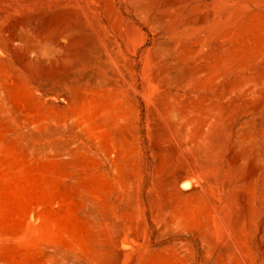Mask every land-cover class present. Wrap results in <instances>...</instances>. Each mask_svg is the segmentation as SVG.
<instances>
[{
  "label": "rangeland",
  "instance_id": "374dc122",
  "mask_svg": "<svg viewBox=\"0 0 264 264\" xmlns=\"http://www.w3.org/2000/svg\"><path fill=\"white\" fill-rule=\"evenodd\" d=\"M102 1L0 0V264H264V0Z\"/></svg>",
  "mask_w": 264,
  "mask_h": 264
},
{
  "label": "bare ground",
  "instance_id": "6f19581e",
  "mask_svg": "<svg viewBox=\"0 0 264 264\" xmlns=\"http://www.w3.org/2000/svg\"><path fill=\"white\" fill-rule=\"evenodd\" d=\"M110 1H111V0H110ZM134 1H136V0H134ZM137 1H138V0H137ZM137 1H136V2H137ZM163 1H164V0H163ZM177 1H178V0H177ZM101 2H103V1L101 0ZM108 2H109V1H108ZM131 2H133V1L131 0ZM131 2H130V3H131ZM159 2H160V1H159ZM159 2H158V3H159ZM175 2H176V0H175ZM138 3H139V2H138ZM138 3L136 4V3L134 2L133 4H136V6H138ZM156 3H157V1H156ZM162 3H163V2H162ZM172 3H173V2H172ZM172 3H171V4H172ZM177 3H178V2H177ZM147 4H148V3H147ZM143 5H145V3H144ZM164 5L166 6L167 4H164ZM173 5H174V4H173ZM111 6H112V5H111ZM134 6H135V5H134ZM141 6H142V5H141ZM112 7H113V6H112ZM138 7H139V6H138ZM163 7H164V6H163ZM163 7H162V8H163ZM137 9H138V8H137ZM137 9H135V10L137 11ZM179 9H181L180 6H179ZM179 9H177V10H178V12L180 13V10H179ZM163 10H164V9H163ZM111 11H112V10H111ZM161 11H162V10H161ZM136 13H137V12H136ZM136 13H135V15H136ZM157 13H159V12H156V16H159L161 12L159 13V15H157ZM163 13H164V12H163ZM166 13H167V15H168V12H167V11H166ZM177 15H178V14H177ZM113 16H114V15H113ZM156 16H155V17H156ZM163 16H164V15H163ZM170 16H171V15H170ZM172 16H175V15H172ZM153 17H154V16H153ZM167 17H168V16H167ZM167 17L165 16V18H167ZM175 17H176V16H175ZM112 18H113V17H112ZM119 18H120V17H119ZM169 18H172V17H169ZM153 19H154V18H153ZM156 19H157V18H155L154 20L156 21ZM158 19H159V18H158ZM160 19H162V18H160ZM168 20H169V19H168ZM172 20H173V19H172ZM161 21L163 22L164 19H162ZM162 22H161V23H162ZM166 22L168 23L167 20H166ZM201 22H202V21H201ZM155 23H156V22H155ZM159 23H160V22H159ZM159 23H158V25H159ZM117 24H118V25L116 26V28L119 26V23H117ZM146 25H147V24H145V26H146ZM143 27H144V26H143ZM118 28H119V27H118ZM153 28H154V27H153ZM158 28H159V26H158ZM177 38L179 39L180 37H177ZM95 40H96V39H95ZM95 40H94V41H95ZM109 40H110V39H109ZM96 41H97V40H96ZM96 41H95V42H96ZM111 41H112V40H111ZM111 41H110V42H111ZM170 42H171V41H170ZM175 42H177V41H175ZM175 42H174V40H172V42H171L172 45H173V43H175ZM106 43H107V42H106ZM108 43H109V42H108ZM112 43H113V42H112ZM112 43H109V44L111 45ZM168 43H169V42H168ZM196 43H197V42H196ZM216 43H217V42H216ZM216 43H215L214 45H216ZM179 44H180V43H179ZM106 45H107V48H108V44H106ZM110 45H109V46H110ZM112 45H113V44H112ZM214 45H213V47H215ZM217 45H218V43H217ZM0 46H4V44H3V42H2L1 40H0ZM101 46H102V45H101ZM161 46H163V45H161ZM174 46H175V44H174ZM186 46H187V44H186ZM189 46H190V47H189V49H190V48H191V45L189 44ZM7 47H8V46H7ZM97 47H99V45H98ZM166 47H167V46H166ZM216 47H217V46H216ZM0 48H1V47H0ZM88 48H89V50L87 51V54H88L90 51L92 52V50H95V49H96V45L94 44V42L89 43ZM99 48L101 49V47H99ZM115 48H116V47H115ZM170 48H171V47H170ZM183 48H184V47H183ZM157 49H158V48H157ZM157 49H156V50H157ZM162 49H163V48H162ZM172 49H173V46H172ZM185 49H186V48H185ZM189 49H188V50H189ZM191 49H192V48H191ZM191 49H190V50H191ZM196 49H197V48H196ZM196 49H195V50H196ZM197 50H198V49H197ZM96 51H97V50H96ZM106 51H107V50H106ZM157 51H159V50H157ZM163 51H164V50H163ZM185 51H186V50H185ZM98 52H99V50H98ZM101 52H102V51H101ZM110 52H111V51H110ZM164 52H165V51H164ZM167 52H168V51L166 50V53H167ZM171 52H172V51L170 50V53H171ZM117 53H118V52H117ZM117 53H116V54H117ZM166 53H165V54H166ZM168 53H169V52H168ZM179 53H180V51H179ZM192 53H193V52H192ZM85 54H86V53H85ZM87 54H86V55H87ZM196 54H197V53H196ZM175 55H177V52L175 53ZM104 56H105V55H104ZM106 56H107V55H106ZM113 56H116V55L114 54ZM117 56L119 57V54H118ZM117 56H116V58H117ZM187 56H188V55H187ZM102 57H103V56H102ZM102 57H100V58H102ZM185 57H186V56H185ZM86 58L89 59L88 56H87ZM104 58H105V57H104ZM114 58H115V57H114ZM156 58H157V57H156ZM92 59H93V58H92ZM95 59H97V58H95ZM102 59H103V58H102ZM105 59H106V58H105ZM107 59H109V58L107 57ZM185 59H186V58H185ZM90 60H91V58H90ZM93 60H94V59H93ZM93 60H91V61H93ZM154 60H155V59H154ZM157 60H158V59H157ZM197 61H198V60H197ZM197 61H196V62H197ZM116 62H117V60H116ZM101 63H102V62H101ZM194 63H195V62L192 63L193 66H194ZM197 63H198V62H197ZM98 64H99V63H98ZM103 64H104V63H103ZM103 64H100V65L103 66ZM168 64H169V62H168ZM195 64H196V63H195ZM104 65H106V63H105ZM192 65H191V66H192ZM196 65H197V64H196ZM196 65H195V67H196ZM76 66H77V65H76ZM110 66L112 67L113 65H110ZM172 66H175V64L172 65ZM177 66H178V65H177ZM178 67H179V66H178ZM245 67H246V66H245ZM108 68H109V64H108ZM114 68H115V67H114ZM121 68H123V67H121ZM175 68H176V67H175ZM175 68L172 67L170 73H169V74H168V72L166 73V74L169 75V78H170V79L168 78L169 81L172 79V80H178V81H180V82H181V81L184 82V80H186V78H187L188 76L185 75V76H186V78H185V76L182 75L181 72H180V71H182V70H181L180 68H178V69H180V71H179V70H177V69H175ZM259 68L261 69L260 71H262V68H261V67H259ZM104 69H105V68H104ZM112 69H113V67H112ZM112 69H110V71H112ZM115 69H116V68H115ZM115 69H114V70H115ZM207 69H209V73H210V68H207ZM257 69H258V68H257ZM121 70H122V69H121ZM253 70H254V69H253ZM258 70H259V69H258ZM263 71H264V70H263ZM122 72H123V71H122ZM125 72H126V70H125ZM202 72H204V71L202 70L201 73L198 72V73H199L198 75L203 74L202 76H200V77L203 78L204 73H202ZM254 72H255V71H254ZM110 73H111V72H110ZM110 73H109V74H110ZM123 73H124V72H123ZM183 73H186V72H183ZM206 73H207V71H206ZM209 73H208V74H209ZM111 74H112V73H111ZM156 74H157V73H156ZM156 74H155L154 76H156ZM186 74H189V73L187 72ZM191 74L194 75V74H196V73H194V74L191 73ZM191 74H190V77H188V78H190V79H192ZM208 74H205V75H208ZM260 74H261V73H260ZM112 75H113V74H112ZM115 75H116V74H115ZM125 75H126V74H125ZM198 75L196 74V77H197ZM223 75H225V74L223 73ZM262 75H264V72H263ZM102 77H103V76H102ZM113 77H115V76H113ZM116 77H118V76H116ZM194 77H195V76H193V78H194ZM196 77H195V78H196ZM220 77H222V75H221ZM260 77H262V76H260ZM99 78H100V77H99ZM126 78H127V77H126ZM155 78H157V76H156ZM188 78H187V80H186L187 83H186V82H185V83H186L187 85H188V84L191 85L192 83H191V84H190V82L188 83V81L190 80V79L188 80ZM195 78H194V80H195ZM197 78H199V76H198ZM197 78H196V79H197ZM202 78H201V79H202ZM239 78H241V76H239ZM247 78H248V77H247ZM256 78H257V76H256ZM256 78H254V81H255ZM127 79H128V78H127ZM168 79H167V80H168ZM235 79H236V77H235ZM243 79H244V77L242 76V79H241L240 81L236 82L237 86H244V85H247V83L245 84V82L242 81ZM245 79H246V78H245ZM101 80H103V79L101 78ZM101 80H100V81H101ZM107 80H108V79H107ZM155 80H156V79H155ZM199 80H200V78L198 79V81H199ZM162 81H163V80H162ZM190 81H192V80H190ZM256 81H257V79H256ZM258 81H259V80H258ZM258 81H257V82H258ZM260 81H262V80L260 79ZM119 82H121V81H119ZM125 82H126V81H125ZM156 82H157V80H156ZM156 82H155V83H156ZM160 82H161V81H160ZM172 82H173V81H172ZM172 82H170V83L172 84ZM192 82H193V84L195 83L194 81H192ZM196 82H197V81H196ZM103 83H104V82H103ZM121 83H122V82H121ZM170 83L168 84V86L170 85ZM258 83H259V82H258ZM263 83H264V82H263ZM107 84H108V83H107ZM110 84H112V83H110ZM114 84H115V83H114ZM114 84H113V85H114ZM252 84H253V83H252ZM254 84L258 86L257 83L254 82ZM164 85H165V84H164ZM164 85H163V86H164ZM184 85H185V84H184ZM187 85H186V87H188ZM227 85H228V84H227ZM255 85H254V86H255ZM260 85H261V86L263 85L262 82L260 83ZM48 86H50V87H52V88H59V89H62V90H63V89H67V88H68V86H69V81L66 79V77H61V78L54 79V80L50 81V82L48 83ZM104 86H105V84H104ZM161 86H162V85H161ZM224 86L227 88L229 85L226 86V85L224 84ZM233 86H234V85H231L230 88L233 87ZM164 87H165V86H164ZM183 87H185V86H183ZM183 87H182V89H185V88H183ZM247 87H248V85H247ZM52 88H51V89H52ZM228 88H229V87H228ZM228 88H227V89H228ZM243 88L245 89L246 87H243ZM222 89H224V87H223ZM233 89H234V87H233ZM235 89H236V88H235ZM240 89L243 90L242 88H240ZM128 90L130 91V89H128ZM241 90H240V91H241ZM53 91H54V89H53ZM130 92H132V89H131ZM234 92H235V91H234ZM263 93H264V91H263ZM131 94H132V93H131ZM254 95H255V94H254ZM249 96H251V95H249ZM252 96H253V95H252ZM177 97H179V96H177ZM247 97H248V96H247ZM252 98H253V97H252ZM259 98H260V97H259ZM171 99H172V97H171ZM169 100H170V99H169ZM250 100H251V99H250ZM126 101H127V100H126ZM170 101L173 102L174 99H172V100H170ZM228 101H229V100H228ZM244 101H245V100H244ZM244 101H243V103H244ZM257 101H258V100H257ZM257 101H256V105H257ZM168 102H169V101H168ZM233 102H234V101H233ZM259 102H260V101H259ZM169 103H171V102H169ZM169 103H168V104H169ZM226 103H227V102H226ZM226 103H225V104H226ZM245 103H249V102H245ZM245 103H244V105H246ZM254 103H255V102H254ZM262 103H263V102H262ZM163 104L165 105L164 102H163ZM163 104L161 103L162 107L164 106ZM225 104L223 105V108H224V106H226ZM227 104H228V103H227ZM233 104H234V103H233ZM252 104H253V103H252ZM259 104H260V103H259ZM169 105H170V104H169ZM234 105H235V104H234ZM234 105H233V106H232V105L229 106V104H228L224 109L228 110L229 112H232V109H231V108L235 109L234 111H236V112L239 111V109L236 110V108H234V107H236L238 104H236V106H234ZM242 105H243V104H242ZM253 105H254V104H253ZM130 107H132V106H130ZM160 107H161V106H160ZM172 107L174 108V110H176L175 105L172 106ZM172 107H171V108H172ZM250 107H254V106H250ZM255 107H256V106H255ZM166 108H167V106H166ZM221 108H222V107H221ZM238 108H240V107H238ZM241 108H245V107H241ZM162 109H164V108H162ZM167 109H168V108H167ZM253 109H255V108H253ZM258 109H259V108H258ZM258 109L256 108L255 110H258ZM156 110H157V109H155L154 111H156ZM158 110H159V109H158ZM165 110H166V109H165ZM165 110H164V112H165ZM171 110H172V109H171ZM240 110H241V109H240ZM246 110H247V109H246ZM220 111L223 112V109L220 110ZM234 111H233V112H234ZM247 111H248V110H247ZM249 111H254V110H251V109H250ZM119 112H120V111H119ZM166 112H167V111H166ZM174 112H176V115H177V111H174ZM224 112L226 113V111H224ZM236 112H235V114L238 116V114H237ZM156 113H157V112H155V114H156ZM172 113H173V110H172ZM239 113H240V112H239ZM245 113H246V111H245ZM157 114H161V113L159 112V113H157ZM157 114H156V115H157ZM233 114H234V113H233ZM233 114H232V115H233ZM235 114H234V115H235ZM161 115H162V114H161ZM168 115L171 116L170 113H169ZM224 115H226V114H224ZM228 115H229V114H228ZM229 116H231V115H229ZM160 118H161V117H160ZM167 118H169V117H167ZM171 118H172V117H171ZM175 118H177V117H175ZM163 119H164V117H163ZM160 120H161V119H160ZM168 120L171 121V119H168ZM172 120H173V118H172ZM180 120H181V119H180ZM170 121H169V122H170ZM173 121H174V120H173ZM173 121H171V122L173 123ZM244 121H245V120H244ZM160 122H163V121H160ZM169 122H168V124H169L168 126L170 127V123H169ZM165 123H166V122H165ZM181 123H182V122H181ZM162 124H163V123H162ZM174 124H176V122H175ZM165 125H166V124H165ZM171 125H172V124H171ZM261 125H262V124L260 123V126H261ZM178 126H179V125H178ZM169 127H168V128H169ZM173 128H174V126H173ZM166 129H167V128H166ZM169 129H170V128H169ZM174 129H176V128H174ZM170 130H171V129H170ZM166 131H168V129H167ZM168 132H169V131H168ZM171 132H172V131H171ZM171 132H170V134H171ZM165 134H166V133H165ZM167 134H168V133H167ZM252 134H255V132L253 131ZM185 136H186V132H185ZM185 136H184V138H185ZM260 141H261V139H260ZM260 141H259V142H260ZM262 145H263V143H262ZM260 147H262V146H260ZM261 150H262V149H261ZM179 151L181 152V149L178 150V153H179ZM259 151H260V149H259ZM261 156H262V152H261ZM262 158H263V157H261V159H262ZM255 159H257V158L255 157ZM184 160H185V159H184ZM186 161L190 162L188 159H187ZM258 162H259V161H258ZM184 163H185V162H184ZM187 164H188V163H187ZM187 164H186L185 166H183V167H186V168H187ZM192 164H193V163H192ZM188 165H189V164H188ZM252 165H253V166H252V167H253V173L255 174V173H257V171H258V166H257L258 164L253 163ZM180 168H181V167H180ZM180 168H179V169H180ZM189 168H191V167H189ZM177 169H178V168H177ZM179 169H178V170H179ZM175 170H176V169H174V171H175ZM180 170H181V169H180ZM182 170H183V169H182ZM188 170H189V169H186V173H187ZM191 170H192V169H191ZM176 171H177V170H176ZM192 171H193V170H192ZM177 172H178V171H177ZM182 172H183V174H184V175H182V176L184 177V176L186 175V173H184V171H182ZM182 172H181V173H182ZM178 173H179V172H178ZM178 173H177V174H178ZM195 173H196V172H195ZM195 173H194V174H195ZM179 174H180V173H179ZM191 175H192V174H191ZM186 176H187V175H186ZM174 177L176 178L177 176H173V178H174ZM180 177H181V176H180ZM192 177H193V176H192ZM175 178H174L173 180H175ZM190 178H191V177H190ZM173 180L171 179V181H173ZM177 180H178V177H177ZM180 180H182V178H181ZM180 180H179V181H180ZM176 186H177V189H180V187L178 188V185H176Z\"/></svg>",
  "mask_w": 264,
  "mask_h": 264
}]
</instances>
